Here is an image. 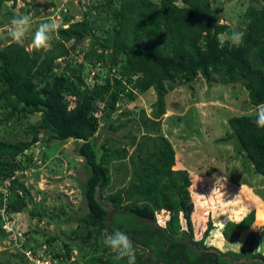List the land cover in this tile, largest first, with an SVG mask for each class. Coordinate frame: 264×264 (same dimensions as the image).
<instances>
[{
	"label": "trees",
	"instance_id": "trees-1",
	"mask_svg": "<svg viewBox=\"0 0 264 264\" xmlns=\"http://www.w3.org/2000/svg\"><path fill=\"white\" fill-rule=\"evenodd\" d=\"M6 2L15 4L16 0H0V15ZM114 4L115 0L94 1L79 21L71 22V16L65 15L63 23L69 26H60L51 50L30 51L16 42L0 48V103L9 110L10 118L41 115L39 125L26 132L30 138L0 140V181L10 182L6 189L10 192L0 195V209L6 206V214L12 218L11 212L25 207L19 190L24 195L29 192L14 177L23 170L19 158L34 151L40 134H46L49 141L74 139L81 141L78 154L91 171L83 184L86 212L78 218L80 234L75 232L83 244L89 245L95 236L106 237L114 227H120L135 245L136 264H264V255L255 252V233L249 234L240 253L216 251L221 255L217 263L215 255L208 254L205 238L213 230V222L207 220L201 237L196 238L200 225L193 219L192 177L185 169H173L175 150L161 133L166 95L177 82L192 83L201 76L209 85L215 81L241 84L254 109L264 103V5L252 3L246 8L243 43L236 46L221 41L220 36L230 27L217 24L212 0H120L119 7L110 10ZM95 29L104 37L95 39L85 63L101 62V69L116 65L121 77H103L105 70L100 69L89 89L85 79L90 76L88 66L71 54ZM65 56L75 59L58 71L57 61ZM150 89L156 92V101L150 117L145 111L139 113L141 136L132 139L131 155L125 148L117 149L118 142L112 137L98 145L101 120L107 124L106 131H117L122 115L116 121L113 116L120 101L124 97L135 99ZM100 103L103 107L98 111ZM98 112L100 117L95 115ZM255 120V112L228 118L231 131L226 138L237 139L254 171L264 176V128H258ZM127 157L132 165L131 182L109 196L110 211L102 201L104 190L113 182L110 165ZM161 211L163 224L158 223ZM254 223L253 209L242 219L225 223L222 234L234 242ZM9 234L0 216V242ZM42 246L23 243L24 249L41 258ZM63 248L53 253L61 264L70 259L73 247L65 244ZM14 258L17 262L13 264H32L24 252ZM93 262L127 264V257L108 261L96 258Z\"/></svg>",
	"mask_w": 264,
	"mask_h": 264
},
{
	"label": "rangeland",
	"instance_id": "rangeland-1",
	"mask_svg": "<svg viewBox=\"0 0 264 264\" xmlns=\"http://www.w3.org/2000/svg\"><path fill=\"white\" fill-rule=\"evenodd\" d=\"M94 1L100 0H16L15 4L6 2L0 15V48L15 42L8 35V26L13 17L31 15L34 32L39 23L53 14L54 9L65 8L66 15L71 16L70 21L74 22L82 19ZM212 2L217 19L222 16L224 23L230 27L220 36L221 41L229 43L231 42L227 40V36L233 31L241 32L246 25L243 16L246 8L252 3L257 6L264 5V0ZM119 3L120 0H115V4L109 9H117ZM32 32L25 38L26 47L30 44ZM99 36L104 37V34L95 29L79 43L71 55L81 59L82 52L87 53ZM53 47L52 40L50 46L44 49L47 51ZM107 53L110 54L108 51ZM74 57L65 56L59 59L56 69L63 70L66 63L75 59ZM86 71L89 72V66ZM85 79L87 87L92 89L93 80L87 77ZM178 83L166 95L167 109L161 120V133L175 150L176 166L173 169H185L192 177L193 219L200 225L195 230L196 238L201 237L200 230L206 228L209 220L213 222L214 228L205 238V245L211 250L240 253L249 240V234L255 233V252L264 255V176L254 171L237 139L226 138V134L231 131L228 118L255 112L249 103L248 92L241 84L224 85L215 81L209 85L201 76L192 83ZM155 101L156 92L153 89L137 95L135 99L124 97L118 105V113L113 116L116 121L118 115H122L120 122L116 123L121 128L117 131H106L107 124L102 119L96 136L98 145L112 137L118 142L117 149L125 148L131 155L134 148L131 146L132 139L141 136L139 113L145 111L146 116L150 117ZM40 121V114L27 117L15 115L10 118L9 110L0 103V140L28 139L30 137L26 132L38 126ZM80 145L81 141L74 139L49 141L47 135L42 133L33 148L34 151L19 158L23 170L18 171L16 180L26 188L29 195H24L19 190V195L23 196L26 203L25 207L10 214L17 222V229L26 232L29 237L27 244H46L42 246L46 264H61L58 259L53 258V253L62 252L65 244L73 248L70 259L64 264H94L93 259L96 258L106 261L120 260L116 253L106 250L103 235L92 238L89 245L83 244L81 237L75 238V232L79 235L81 231L78 218L86 212L83 184L91 172L85 160L78 154ZM110 171L113 182L110 188L104 190L102 201L113 211L109 196L131 182L132 165L129 157L113 162ZM2 183L6 182L0 181V195L9 193L6 190L8 185L3 186ZM253 209V227L234 242L227 241L222 234L225 223L240 220ZM158 214L161 218L158 223L163 224L165 216L162 211ZM182 224L185 226V220H182ZM49 241H52L49 244L51 247L47 245ZM19 249L16 250L14 241H1L0 264H7V260L13 261L12 264L16 263L15 255L22 252ZM23 251L28 253L27 249ZM28 263L30 264L29 261ZM28 263L24 261L22 264Z\"/></svg>",
	"mask_w": 264,
	"mask_h": 264
},
{
	"label": "clouds",
	"instance_id": "clouds-1",
	"mask_svg": "<svg viewBox=\"0 0 264 264\" xmlns=\"http://www.w3.org/2000/svg\"><path fill=\"white\" fill-rule=\"evenodd\" d=\"M224 22L222 16L217 19L218 25H222ZM32 24L33 18L29 14L15 16L8 26V35L13 41L23 46L26 36L32 32ZM60 26V23L50 15L48 20L39 23L35 31L32 32L31 41L26 50H40L49 47ZM243 38L244 33L240 31H233L227 36V40L236 46L243 43ZM255 114L256 126L264 128V103L256 106ZM117 224H119V221H117ZM103 244L116 253L118 257H127V264H136L135 245L128 233L120 227H114L113 231L103 239Z\"/></svg>",
	"mask_w": 264,
	"mask_h": 264
},
{
	"label": "built area",
	"instance_id": "built-area-1",
	"mask_svg": "<svg viewBox=\"0 0 264 264\" xmlns=\"http://www.w3.org/2000/svg\"><path fill=\"white\" fill-rule=\"evenodd\" d=\"M66 13H67V10L62 7L61 9L60 8L54 9L53 10V14L51 16H53L60 23V25L63 28H67L69 26V24L63 23L64 16L66 15ZM82 53H83V55H82L81 59L78 58V62L79 63H85V55H86V52L83 51ZM85 65L86 66H89V71H90L89 78L90 79H93V77H95L97 75L96 72L101 69L102 63L99 62V63H97L95 65L92 64V63H90V64L85 63ZM101 70H105V73L103 74V77H106L107 74L108 75H116L117 74L119 78L121 77L117 73L118 67L116 65L115 66L113 65L112 67H106V69L103 68ZM102 107H103V104L100 103L99 104V110L98 111H101L100 109ZM100 114H101V112H98L95 115L97 117H100ZM14 178H16V176ZM6 184L9 186L10 185V182L7 180L6 181ZM0 216L2 218V227H3V229L5 231H7V232L12 233L11 235L10 234L8 235V239H7L8 242L14 241L15 245L18 246L19 248H21V251L24 252L23 251L24 250L23 243L26 242L27 237L25 236V234H24V232L22 230L17 229V226H16L17 222L15 221V219L9 218L7 216V214H6V206L3 207L0 210ZM24 253H26V252H24ZM26 254L28 255L29 259L33 262V264H35V263L36 264H46V261H45L46 260L45 259L46 257L44 255H43L44 257L41 258L40 255H34V254L30 253L29 251ZM48 264H55V263H48Z\"/></svg>",
	"mask_w": 264,
	"mask_h": 264
},
{
	"label": "flooded vegetation",
	"instance_id": "flooded-vegetation-1",
	"mask_svg": "<svg viewBox=\"0 0 264 264\" xmlns=\"http://www.w3.org/2000/svg\"><path fill=\"white\" fill-rule=\"evenodd\" d=\"M209 250H211V249H209ZM209 250H208V254L210 253V254L215 255V257H216V263H217V261L219 260V258L221 257V255L217 254L215 250H211V251H209ZM223 258H227V257L223 256Z\"/></svg>",
	"mask_w": 264,
	"mask_h": 264
},
{
	"label": "bare ground",
	"instance_id": "bare-ground-1",
	"mask_svg": "<svg viewBox=\"0 0 264 264\" xmlns=\"http://www.w3.org/2000/svg\"><path fill=\"white\" fill-rule=\"evenodd\" d=\"M259 216H261V215H259Z\"/></svg>",
	"mask_w": 264,
	"mask_h": 264
},
{
	"label": "water",
	"instance_id": "water-1",
	"mask_svg": "<svg viewBox=\"0 0 264 264\" xmlns=\"http://www.w3.org/2000/svg\"><path fill=\"white\" fill-rule=\"evenodd\" d=\"M29 1H31V0H29Z\"/></svg>",
	"mask_w": 264,
	"mask_h": 264
}]
</instances>
